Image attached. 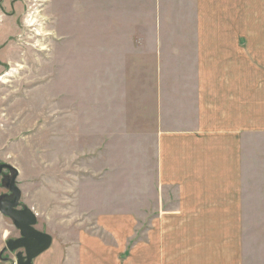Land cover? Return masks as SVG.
Instances as JSON below:
<instances>
[{"label":"rangeland","instance_id":"obj_1","mask_svg":"<svg viewBox=\"0 0 264 264\" xmlns=\"http://www.w3.org/2000/svg\"><path fill=\"white\" fill-rule=\"evenodd\" d=\"M147 1L0 0V166L19 172V208L53 238L40 264L59 263L82 231L117 241L101 222L112 215L127 220L129 252L152 215L176 206V189L158 178L159 138L194 128L193 24L180 46H160L172 32H159L165 11ZM255 135L244 138V264H264V134ZM13 176H0V201ZM17 238L0 213V253ZM21 252L6 249L0 264Z\"/></svg>","mask_w":264,"mask_h":264},{"label":"crops","instance_id":"obj_2","mask_svg":"<svg viewBox=\"0 0 264 264\" xmlns=\"http://www.w3.org/2000/svg\"><path fill=\"white\" fill-rule=\"evenodd\" d=\"M159 1V32L172 35L158 44L180 46L192 22L198 68L194 128L159 138L158 178L176 206L152 215L129 252L127 220L103 217L117 241L82 231L57 264H244V138L264 134V0H171L170 13Z\"/></svg>","mask_w":264,"mask_h":264},{"label":"water","instance_id":"obj_3","mask_svg":"<svg viewBox=\"0 0 264 264\" xmlns=\"http://www.w3.org/2000/svg\"><path fill=\"white\" fill-rule=\"evenodd\" d=\"M3 169L14 171V176L8 185L10 192L15 196L13 201H0V213L14 222L16 229L19 231L20 237L16 240L8 241L6 249L10 252L22 250L17 253V260L12 264H34L40 255L48 251L53 243V238L49 234L42 233L36 229L37 216L30 208L20 209L19 204L22 198V192L16 185L19 172L12 166H0V174ZM2 251L0 257L3 255Z\"/></svg>","mask_w":264,"mask_h":264},{"label":"flooded vegetation","instance_id":"obj_4","mask_svg":"<svg viewBox=\"0 0 264 264\" xmlns=\"http://www.w3.org/2000/svg\"><path fill=\"white\" fill-rule=\"evenodd\" d=\"M7 169H3L2 170V172H1V174H0V176L3 174V172L4 171H6ZM11 194V198H7V197H4L2 200H6V201H13L14 199H15V196L12 194V193H10ZM21 204V203H20ZM19 204V205H20ZM20 209H22V208H20ZM19 237H20V234H19ZM18 239V238H17ZM16 240V239H15ZM4 252H3V254L6 252V249L4 248V250H3ZM20 251H22V250H20ZM1 261L3 262V263H8L7 262V258H4L3 257V255H2V257H1Z\"/></svg>","mask_w":264,"mask_h":264}]
</instances>
